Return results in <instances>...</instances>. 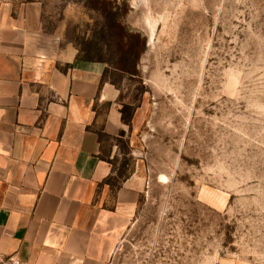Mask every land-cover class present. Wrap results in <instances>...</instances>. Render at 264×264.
<instances>
[{
	"label": "rangeland",
	"instance_id": "obj_1",
	"mask_svg": "<svg viewBox=\"0 0 264 264\" xmlns=\"http://www.w3.org/2000/svg\"><path fill=\"white\" fill-rule=\"evenodd\" d=\"M68 1L71 35L112 2ZM120 8L147 46L136 77L113 80L147 89L150 113L145 193L109 264H264V0Z\"/></svg>",
	"mask_w": 264,
	"mask_h": 264
},
{
	"label": "crops",
	"instance_id": "obj_2",
	"mask_svg": "<svg viewBox=\"0 0 264 264\" xmlns=\"http://www.w3.org/2000/svg\"><path fill=\"white\" fill-rule=\"evenodd\" d=\"M69 6L0 0V261L109 264L145 193L148 93L78 60Z\"/></svg>",
	"mask_w": 264,
	"mask_h": 264
},
{
	"label": "trees",
	"instance_id": "obj_3",
	"mask_svg": "<svg viewBox=\"0 0 264 264\" xmlns=\"http://www.w3.org/2000/svg\"><path fill=\"white\" fill-rule=\"evenodd\" d=\"M123 16L120 6L115 7L111 2L109 10L94 25L76 26L68 38L78 51V60L108 64L136 77L137 62L146 50V40L139 31L123 23ZM119 57L123 67L115 66ZM108 73L109 70L105 73L106 77ZM139 91L142 96L148 92L145 88Z\"/></svg>",
	"mask_w": 264,
	"mask_h": 264
},
{
	"label": "built area",
	"instance_id": "obj_4",
	"mask_svg": "<svg viewBox=\"0 0 264 264\" xmlns=\"http://www.w3.org/2000/svg\"><path fill=\"white\" fill-rule=\"evenodd\" d=\"M0 264H26L22 262L17 256H11L8 259L0 261Z\"/></svg>",
	"mask_w": 264,
	"mask_h": 264
}]
</instances>
